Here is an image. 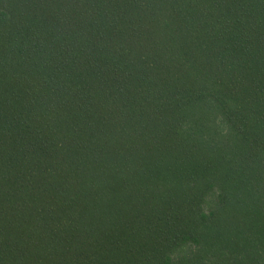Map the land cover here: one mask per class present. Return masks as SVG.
Instances as JSON below:
<instances>
[{"label":"trees","instance_id":"trees-1","mask_svg":"<svg viewBox=\"0 0 264 264\" xmlns=\"http://www.w3.org/2000/svg\"><path fill=\"white\" fill-rule=\"evenodd\" d=\"M0 264H264V0H0Z\"/></svg>","mask_w":264,"mask_h":264}]
</instances>
